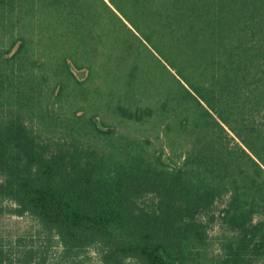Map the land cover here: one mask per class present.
Wrapping results in <instances>:
<instances>
[{
	"label": "trees",
	"instance_id": "obj_1",
	"mask_svg": "<svg viewBox=\"0 0 264 264\" xmlns=\"http://www.w3.org/2000/svg\"><path fill=\"white\" fill-rule=\"evenodd\" d=\"M10 215L0 264H264V0H0Z\"/></svg>",
	"mask_w": 264,
	"mask_h": 264
},
{
	"label": "rangeland",
	"instance_id": "obj_2",
	"mask_svg": "<svg viewBox=\"0 0 264 264\" xmlns=\"http://www.w3.org/2000/svg\"><path fill=\"white\" fill-rule=\"evenodd\" d=\"M91 111V110H90ZM105 120L107 125L111 128H115L116 132L126 137H138L143 138L149 136L153 139L157 147L165 146L166 141L164 135L160 134V130L163 128L160 125H137L121 118H116L110 115V113L100 114ZM167 153L170 152L166 148ZM40 227L38 223L29 216L18 217V216H5L0 218V236L7 238L8 240H14L19 236H25L27 239L34 238ZM217 229L214 230V233ZM59 249V248H58ZM59 252V250H57ZM59 255V253H58ZM51 264H65L59 262V257H55L51 261ZM74 264H101L97 259L94 252H88L79 257Z\"/></svg>",
	"mask_w": 264,
	"mask_h": 264
}]
</instances>
